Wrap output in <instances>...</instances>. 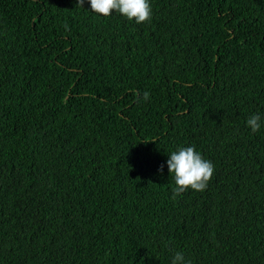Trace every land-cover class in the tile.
<instances>
[{
  "label": "trees",
  "instance_id": "1",
  "mask_svg": "<svg viewBox=\"0 0 264 264\" xmlns=\"http://www.w3.org/2000/svg\"><path fill=\"white\" fill-rule=\"evenodd\" d=\"M149 3L0 0V264H264V0Z\"/></svg>",
  "mask_w": 264,
  "mask_h": 264
},
{
  "label": "clouds",
  "instance_id": "2",
  "mask_svg": "<svg viewBox=\"0 0 264 264\" xmlns=\"http://www.w3.org/2000/svg\"><path fill=\"white\" fill-rule=\"evenodd\" d=\"M84 3L85 0H77V5L81 8ZM87 3H89L91 11L98 16L108 17L115 11L129 21L134 20L136 24L150 21L152 16L149 0H87ZM149 96L150 94L145 91L142 98L147 101ZM261 119L259 114L252 115L247 119L246 125L253 133H256L261 128ZM166 164L168 175H172L175 183L172 189L173 199L189 189L205 190L215 170L212 162L204 159L193 146L179 147L172 151L168 155ZM158 171H163V165ZM171 264H191V262L186 261L181 252H176L172 257Z\"/></svg>",
  "mask_w": 264,
  "mask_h": 264
}]
</instances>
